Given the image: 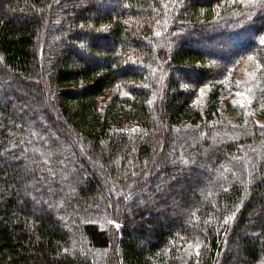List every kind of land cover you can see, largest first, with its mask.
<instances>
[{
  "label": "trees",
  "instance_id": "1",
  "mask_svg": "<svg viewBox=\"0 0 264 264\" xmlns=\"http://www.w3.org/2000/svg\"><path fill=\"white\" fill-rule=\"evenodd\" d=\"M248 57L264 0H0V264H264Z\"/></svg>",
  "mask_w": 264,
  "mask_h": 264
},
{
  "label": "rangeland",
  "instance_id": "2",
  "mask_svg": "<svg viewBox=\"0 0 264 264\" xmlns=\"http://www.w3.org/2000/svg\"><path fill=\"white\" fill-rule=\"evenodd\" d=\"M248 38V37H247ZM260 65L257 63L256 58L253 57H248L243 59L239 65L237 67H235L233 70L230 71L229 76L234 77L235 81H237L236 83H238L239 87L240 84H244V89L248 91L249 97H251L249 99L246 98V96L244 95H239L240 98H245L247 100H249L248 103V109H250L251 111H254V106H260V102H264V95L263 97L259 96L258 93H263L264 92V73L262 74L260 72V78L258 77L257 72L259 73V69H260ZM232 72V73H231ZM234 83V82H233ZM230 88V87H229ZM113 92L111 91L110 93H108L105 98H103V100H100V104L99 105H103L104 102H107L111 96H112ZM231 95L229 97V99L231 100H237L238 95L236 93V90L233 91L231 90ZM205 96V93L202 94V97ZM245 103V102H244ZM244 103H242L240 101V104H236V105H232L233 107H229L226 108L227 112H229V114H231V116H233V114H238L239 113V109L244 107ZM203 101L199 100L198 103L196 104L197 107H202L203 105ZM100 107V106H99ZM229 116V115H228Z\"/></svg>",
  "mask_w": 264,
  "mask_h": 264
},
{
  "label": "snow or ice",
  "instance_id": "3",
  "mask_svg": "<svg viewBox=\"0 0 264 264\" xmlns=\"http://www.w3.org/2000/svg\"><path fill=\"white\" fill-rule=\"evenodd\" d=\"M112 223H115V221H112Z\"/></svg>",
  "mask_w": 264,
  "mask_h": 264
}]
</instances>
